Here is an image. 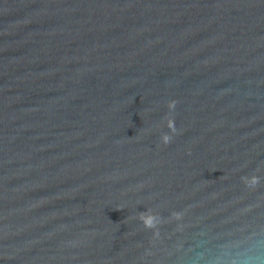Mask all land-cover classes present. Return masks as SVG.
Here are the masks:
<instances>
[{
	"label": "water",
	"instance_id": "obj_1",
	"mask_svg": "<svg viewBox=\"0 0 264 264\" xmlns=\"http://www.w3.org/2000/svg\"><path fill=\"white\" fill-rule=\"evenodd\" d=\"M239 239L264 264V0H0V264Z\"/></svg>",
	"mask_w": 264,
	"mask_h": 264
},
{
	"label": "clouds",
	"instance_id": "obj_2",
	"mask_svg": "<svg viewBox=\"0 0 264 264\" xmlns=\"http://www.w3.org/2000/svg\"><path fill=\"white\" fill-rule=\"evenodd\" d=\"M175 101L168 103L167 108L169 111L173 110L175 107ZM168 128L171 132H174V122L172 119L168 121ZM171 141V136L165 135L162 137L161 142L164 145H168ZM260 183V179L257 176H252L245 180V186L248 188H255ZM182 218L181 213L173 212L171 214L172 220H180ZM140 222L146 230H153V238L159 236V226L162 223L161 218L158 215H147L141 213L139 215ZM247 243L246 239H239L233 241L229 245H225L221 249V255L214 258L212 264H261V257L249 255L251 248L247 251L244 250V245ZM259 244V242H258ZM229 250L235 251V255H229Z\"/></svg>",
	"mask_w": 264,
	"mask_h": 264
}]
</instances>
